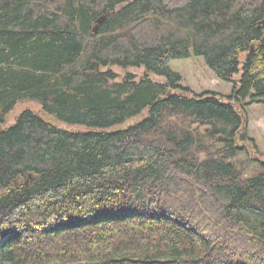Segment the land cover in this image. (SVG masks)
<instances>
[{"label": "trees", "instance_id": "1", "mask_svg": "<svg viewBox=\"0 0 264 264\" xmlns=\"http://www.w3.org/2000/svg\"><path fill=\"white\" fill-rule=\"evenodd\" d=\"M193 54L239 86H181L169 62ZM25 100L47 119L0 128V264H264V161L234 160L264 0H0V124Z\"/></svg>", "mask_w": 264, "mask_h": 264}, {"label": "rangeland", "instance_id": "2", "mask_svg": "<svg viewBox=\"0 0 264 264\" xmlns=\"http://www.w3.org/2000/svg\"><path fill=\"white\" fill-rule=\"evenodd\" d=\"M187 1L188 0H164V4L169 8H174L184 5ZM244 57L245 52H242L240 54V61H243ZM169 65L173 71L181 74L182 78L180 85L189 88L194 93L210 91L226 96L232 94L234 87L239 86L238 81L241 76V70L233 76L231 82L220 80L207 67L202 56H194L193 54V56L188 58L172 59L169 62ZM110 68L117 74V80H121L126 72H132L135 74L136 80H139L145 74V70L142 67L123 68L113 65L110 66ZM101 69L104 68L102 67ZM149 77L154 81H165L163 76L153 73H150ZM235 107L242 113L247 139L242 141L238 138L235 139L236 143L243 147L234 160L237 161L238 167H240L242 173L248 175L257 169L259 161H264V104L260 102L244 103L242 105L235 104ZM27 108L47 119L42 113L41 107L38 103L25 100L16 104L12 112L7 115L5 122L0 124V128L3 129L11 126L15 122L19 113ZM139 117L141 116H137V118ZM175 117L176 116L170 118ZM218 146H220L218 141H212L211 149ZM203 154L204 152L200 153V157H202Z\"/></svg>", "mask_w": 264, "mask_h": 264}, {"label": "water", "instance_id": "3", "mask_svg": "<svg viewBox=\"0 0 264 264\" xmlns=\"http://www.w3.org/2000/svg\"><path fill=\"white\" fill-rule=\"evenodd\" d=\"M106 17H107V14H104V15L98 17V18L95 20V26H94V28H93V31H94V32L96 31L97 25H98L99 23H101ZM94 64H95L96 69H98V68H99V64L96 63V62H95Z\"/></svg>", "mask_w": 264, "mask_h": 264}]
</instances>
